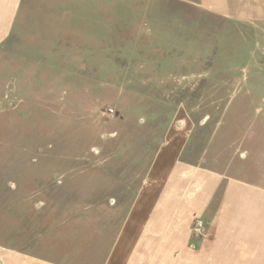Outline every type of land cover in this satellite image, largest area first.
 I'll list each match as a JSON object with an SVG mask.
<instances>
[{
    "label": "rangeland",
    "instance_id": "1",
    "mask_svg": "<svg viewBox=\"0 0 264 264\" xmlns=\"http://www.w3.org/2000/svg\"><path fill=\"white\" fill-rule=\"evenodd\" d=\"M32 3L78 11L0 45V264H110L128 187L178 163L264 184L263 0Z\"/></svg>",
    "mask_w": 264,
    "mask_h": 264
},
{
    "label": "crops",
    "instance_id": "2",
    "mask_svg": "<svg viewBox=\"0 0 264 264\" xmlns=\"http://www.w3.org/2000/svg\"><path fill=\"white\" fill-rule=\"evenodd\" d=\"M32 1L0 0V45L19 37L27 12L45 21L40 30L45 42H64L54 39L56 30L58 36L70 35L69 25L53 26L51 20L70 21L78 9ZM164 172L166 178L142 180L137 190L128 187L126 210L112 221L110 264H264L263 181L248 183L184 163ZM197 216L207 229L201 239L190 233Z\"/></svg>",
    "mask_w": 264,
    "mask_h": 264
},
{
    "label": "built area",
    "instance_id": "3",
    "mask_svg": "<svg viewBox=\"0 0 264 264\" xmlns=\"http://www.w3.org/2000/svg\"><path fill=\"white\" fill-rule=\"evenodd\" d=\"M207 233L204 221L201 218H194L191 224V234L194 239L203 237Z\"/></svg>",
    "mask_w": 264,
    "mask_h": 264
}]
</instances>
